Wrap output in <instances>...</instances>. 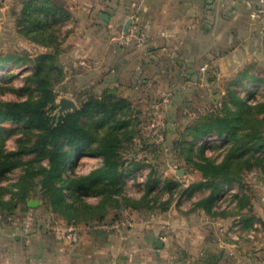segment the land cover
Returning a JSON list of instances; mask_svg holds the SVG:
<instances>
[{
	"label": "rangeland",
	"instance_id": "obj_1",
	"mask_svg": "<svg viewBox=\"0 0 264 264\" xmlns=\"http://www.w3.org/2000/svg\"><path fill=\"white\" fill-rule=\"evenodd\" d=\"M29 1H19L6 22L0 20V103L41 104L50 123L79 111L78 122L91 135L92 145L76 150L62 138L52 141L47 129L31 126L26 115L0 122V228L9 229L8 245L16 236L36 244L45 238L73 244L80 233L94 232L95 224L117 220L129 226L98 231L129 230L135 213L145 220L171 222L158 235L165 241V264H191L190 256L198 260L208 250L196 246L195 252L185 251L193 238L188 233L192 215L200 216L213 247L220 238H252L260 228L252 199L264 194V149L253 146L264 135L263 26L258 30L262 44L250 47L257 60L238 75L220 78L215 69L208 70L216 87L207 95L188 92L187 100L177 91L171 108L163 98L154 97L151 104L104 84L79 83L66 45L74 23L29 19ZM34 2L42 8L61 5V0ZM3 4L0 0L4 17ZM115 96L126 105L110 116L84 110L91 97H110L111 102ZM63 99L74 101L76 109L62 111ZM225 99L229 110L222 104ZM225 116L239 119L230 136L213 126L206 132L205 123L210 127ZM109 145L115 148L114 170L102 153ZM56 147L68 154L61 157L60 177L47 172ZM257 181L262 182L259 188ZM182 218L187 223L175 229L173 222Z\"/></svg>",
	"mask_w": 264,
	"mask_h": 264
},
{
	"label": "crops",
	"instance_id": "obj_2",
	"mask_svg": "<svg viewBox=\"0 0 264 264\" xmlns=\"http://www.w3.org/2000/svg\"><path fill=\"white\" fill-rule=\"evenodd\" d=\"M19 1L4 0L1 23ZM60 4L71 15L65 23H74L66 45L75 58L79 83L104 84L151 104L163 98L171 108L177 91L184 100L188 92H211L217 81L207 77L210 69L220 78L238 75L249 61L257 60L251 48L262 44L258 30L263 25L255 8L243 0H61ZM129 19L146 28L147 40L141 47L119 43ZM252 203L260 226L256 234L220 238L215 247L203 232L200 216L192 215L193 229L188 233L193 238L185 251L195 252L196 246L208 250L198 260L190 256V263L208 264L213 256L215 264H264V194L254 196ZM132 218L134 227L129 230L83 232L73 244L56 238L36 244L16 236L8 245L9 229L0 228V264H165V241L158 235L163 224L171 222L160 217L145 220L136 213ZM185 223L182 218L173 226ZM220 233L228 235L222 228ZM158 241L162 247L156 246Z\"/></svg>",
	"mask_w": 264,
	"mask_h": 264
},
{
	"label": "trees",
	"instance_id": "obj_3",
	"mask_svg": "<svg viewBox=\"0 0 264 264\" xmlns=\"http://www.w3.org/2000/svg\"><path fill=\"white\" fill-rule=\"evenodd\" d=\"M41 5L35 3L34 0H30L28 3L27 15L29 19H34L36 22L46 21V23H51V20H59L61 23L65 19H69L71 17L70 13L66 11L61 5L59 7L50 4L46 5L44 8L40 7ZM44 12V16L40 15V12ZM26 14V12L24 11ZM59 18V19H57ZM110 97H104L103 99H97L91 97L90 101H88L84 105V110L91 109L92 111H100L101 113L107 114L108 116L112 115L115 111L119 110L123 106L126 105V100L122 97H117L110 102ZM228 107V100L225 99L222 103ZM80 112H71L62 114L59 116V120L56 123H50L49 118L47 117L46 111H44L43 106L41 104H36L31 101H24L21 103L17 102H1L0 103V122L4 120H9L13 118H17L19 115H26L29 117V124L35 128L39 129H47L48 136L55 141L59 138H62L69 142L73 149L82 150L87 146H91L92 139L91 135L85 131L84 126L78 122ZM220 119V121L214 120V123L210 125V127L205 125L206 132H209V128L213 126V128L226 134L228 136L231 135V125L233 123L236 124V127H239V119ZM212 123V122H211ZM234 124V125H235ZM238 129V128H237ZM211 132V131H210ZM202 133V132H201ZM200 135V133H197ZM66 142V143H67ZM55 145V144H54ZM253 146L259 150L264 149V135L261 134L260 137L256 140V143ZM106 150H103L102 153L105 156L106 163L111 170H114V157L116 153L115 148L112 145H109ZM65 157L68 155L67 152H59V148L56 147L53 151H50V159L49 164L50 168L47 169L49 174H54L60 177L58 169H62L64 166V161L61 157ZM112 174L115 171L111 172ZM216 258L212 257L209 259L208 264H215Z\"/></svg>",
	"mask_w": 264,
	"mask_h": 264
},
{
	"label": "built area",
	"instance_id": "obj_4",
	"mask_svg": "<svg viewBox=\"0 0 264 264\" xmlns=\"http://www.w3.org/2000/svg\"><path fill=\"white\" fill-rule=\"evenodd\" d=\"M255 8L256 17L261 21L264 32V0H243ZM147 40L146 28L138 23H132L127 32L122 29L119 43L125 47H141ZM205 69V68H203ZM129 223L124 221H114L112 223L101 222L92 227L93 231L98 230H120L123 226H129ZM131 225V224H130Z\"/></svg>",
	"mask_w": 264,
	"mask_h": 264
},
{
	"label": "water",
	"instance_id": "obj_5",
	"mask_svg": "<svg viewBox=\"0 0 264 264\" xmlns=\"http://www.w3.org/2000/svg\"><path fill=\"white\" fill-rule=\"evenodd\" d=\"M105 16L104 19H107V15H103ZM132 24V19H129L128 22L125 24V27H124V31L127 32L129 26ZM69 108H72V109H76V104L74 101L70 100V99H63L62 101V108L61 110L64 111V110H67ZM156 246L157 247H162L163 246V243L161 241H158L156 243Z\"/></svg>",
	"mask_w": 264,
	"mask_h": 264
}]
</instances>
